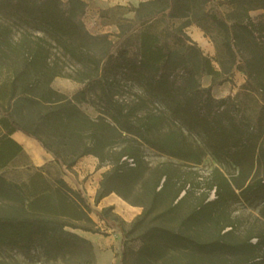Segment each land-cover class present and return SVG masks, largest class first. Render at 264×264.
<instances>
[{
    "label": "trees",
    "instance_id": "16d2710c",
    "mask_svg": "<svg viewBox=\"0 0 264 264\" xmlns=\"http://www.w3.org/2000/svg\"><path fill=\"white\" fill-rule=\"evenodd\" d=\"M213 1H142L134 8L135 21L145 24L157 15L165 14L167 18L183 20V29L207 17L214 18L213 12L209 11V4ZM217 3L232 7L228 14L231 27L228 29L225 25L228 62L226 65L225 60L217 58L219 69H216L211 65L210 58L201 56V71L212 77L208 87L198 83L194 66L178 69L170 61L173 52H164L162 45L146 35L141 39L139 59H129L120 65L129 70L139 66L147 68L150 73L147 83L155 97L160 98L187 132L198 135L209 153L238 166L239 174L244 176L243 183L236 184L238 194L230 190V198L226 195L225 180L215 184L216 200L207 201L200 211L190 212L184 227L178 229L150 224L151 212L142 204L143 210L131 223L129 230L121 229L124 239L121 263H125L127 242L132 239L142 241L141 247L134 254L135 264H172L170 252H180L187 256V260L179 264H199L193 260L201 255L234 249L243 251L242 247L246 246L216 239L211 231L208 236H204L188 227L189 223L209 218V208L216 202L225 204L238 198L248 203L262 202L259 213L264 221V177L253 176L248 180L254 163L261 160V157L264 159V147L259 142L261 130L259 127L248 126L237 116L232 97L215 98L211 94L213 84L226 80L222 78L225 73L241 69L246 76V86L258 94L264 106V0H217ZM85 6L81 0H0V167L23 151L22 146L11 137L16 131L37 140L55 157V161L66 168L87 154H93L102 161L105 148L112 143H124L120 151L107 153L110 168L103 174L100 182L102 189L109 180L125 182L132 188L144 178L148 168L140 152L141 143L168 156L198 163L201 159L200 148L194 147L182 128L165 130L159 124L160 116L147 113L139 115L138 107L115 98V80L107 76V71L110 72L109 64L126 60L124 53L116 57L112 54L94 56V69L99 70L98 76L101 75L97 83L103 95L106 113L90 118L78 105L85 99L83 90L68 97L50 86L58 73L49 62L46 48L39 43L31 46L25 44L24 40H14L9 22L17 21L26 28L42 32L71 58L85 64V56L90 53L87 44L92 39L81 21ZM143 8L146 11L143 12ZM257 9L263 12L256 21L250 17L249 11ZM39 39L44 41L42 37ZM44 42L51 45L50 42ZM220 75L222 77L217 80L215 77ZM23 109H36L38 115L44 109L47 112L39 115L31 124L33 129H30L17 119L21 117ZM40 132L44 133L47 140ZM115 136L121 140H114ZM128 159L132 160V164ZM165 166L163 164L151 169L155 184L146 195L153 205L169 186L171 177L169 168ZM45 175L43 170L38 169L28 184H25L10 182L0 174V195L3 200L24 206L29 198H37L44 193H52L55 197V208L51 212L21 210L0 214V251L11 248L28 254L35 250L52 260L79 253L86 255L85 260L79 264H94L92 244L67 229L102 232L89 216V203L80 191L71 188L61 177L51 183ZM162 178L164 180L161 183ZM159 186L160 189L156 191ZM112 191L116 190L98 192L95 203ZM181 191L187 194L185 185L176 190L175 199ZM117 193L127 199L125 195ZM112 209L103 208L100 218L104 219L105 213ZM255 237V244L249 243L247 246H262L264 230ZM244 264L259 262L249 260Z\"/></svg>",
    "mask_w": 264,
    "mask_h": 264
},
{
    "label": "rangeland",
    "instance_id": "374dc122",
    "mask_svg": "<svg viewBox=\"0 0 264 264\" xmlns=\"http://www.w3.org/2000/svg\"><path fill=\"white\" fill-rule=\"evenodd\" d=\"M62 1L66 2L67 0ZM81 1L86 4L81 15V21L88 35L92 37L87 44L90 53L85 56V64H82L78 59L71 58L42 32L26 28L17 21L9 22L14 40H24L25 44L28 43L31 46L34 43H39L46 48L49 54V62L58 73L50 82V86L68 97H72L83 90L85 99L78 105L90 118H96L106 113L103 95L100 93L97 83L101 75L98 76L99 70L94 69V56L102 57L105 54H112L116 57L120 53H124L126 60H118L112 65L109 64L110 72L107 71V76L115 80V98L126 100L131 106L138 107L139 115L147 113L160 116L159 124L165 130L182 128L194 147L200 148L201 159L198 163L181 160L141 143L140 152L145 161V166L148 168L144 178L132 188L125 182L109 180L106 182L105 188L102 189L100 182L103 179V174L110 168L107 164V153L120 151L124 143H112L105 148L102 161L93 154H87L78 158L73 166L66 168L55 161V157L36 140L43 150L40 162H37L30 152L23 150L10 162L0 167V174L10 182L25 184H28V180L37 173L38 169L45 172L46 178L51 183L55 178L61 177L71 188L80 191L87 200L90 205L89 216L92 220L94 213L97 212L100 215L102 211H97L98 203L96 204L94 201L97 193L102 190L106 192L113 189L116 191H112L110 194H116L126 203L138 206L140 213L143 210L142 204H144L151 212L152 222L150 224L168 226L174 229L184 227L190 212L200 211L204 209L207 201L216 200L215 184H220L225 180L227 182L225 189L227 197H231V189L238 194L236 184L243 183L244 180V176L239 174L238 166L229 160L214 157L206 150L198 135L184 129L181 122L170 113L160 98L155 97L147 83L150 74L147 68L139 66L134 70H129L120 65L129 59H139L141 39L143 35H146L157 44L162 45L164 52L167 50L173 52L170 61H173L178 69L194 66L196 80L201 86L208 87L212 82V77L201 71V56L210 58L211 65L216 69H219L217 58L225 60L227 65L228 56L225 50L227 31L225 25L228 29L231 27L228 14L232 7L226 4H218L217 0H214L209 4V11L213 12L214 18L207 17L198 24H192L181 29L183 20L167 18L165 14L157 15L145 24L136 22L134 8L138 7L139 3L133 5L128 0H118L116 3H111L115 0ZM142 11H146V8H143ZM262 12L261 9L251 10L249 15L257 21ZM193 28L197 29L206 39L212 47V51L204 49L192 38L190 32ZM39 37L50 42L51 45L45 44ZM186 46H191V48ZM81 58L84 59V57ZM221 77L220 75L215 78L218 80ZM222 78H226V80L220 84L216 82L211 86L212 96L215 98L232 97L235 105L234 112L237 116L241 117L248 126L260 128L259 142L264 147V106L260 103L258 94L250 91L246 86V76L241 69L227 72ZM46 110H42L39 115L46 113ZM39 115L36 109H23L21 117H17V119L25 127L33 129L31 124ZM40 134L47 140L44 133L40 132ZM114 140L119 141L121 139L115 136ZM163 164L169 168L171 179L161 198L153 205L146 195L151 192L155 184L151 169ZM253 176L264 177V159L262 157L261 160L254 163L248 180ZM163 180L164 178H162L161 183ZM183 185L188 191L187 194L185 195V191H181L178 198L175 199L176 190ZM159 189L160 186L157 187L156 191ZM225 191L223 189V192ZM117 192L125 195L127 199H124ZM207 193L208 196H206ZM1 197L0 195V214L16 213L21 210L42 213L51 212L55 208V197L52 193H44L37 198H29L24 206L15 202H8ZM179 199L181 200L178 202ZM261 206L262 202L248 203L240 198L229 200L225 204L216 202L210 206L209 218L189 223L188 227L204 236H208V232L211 231L216 239L246 247H242L243 251L234 249L219 251L208 256L201 255L193 261L199 264H244L250 260L264 264V242L262 246L257 248L247 246L249 243L255 244L257 240L255 236L264 230V221L259 213ZM138 215L127 220L113 208L105 213L102 220L106 222L107 226L118 227L123 241L121 229L128 231L131 223ZM113 218L115 220H112ZM67 229L77 232V229ZM141 245L142 241L139 239L128 241L125 263H121L120 256L117 264H135L134 254ZM170 255L172 264H179V262L187 260V256L180 252H170ZM85 258L86 255L73 253L52 260L46 259L35 250H31L28 254L11 248L0 251V262L6 264H79Z\"/></svg>",
    "mask_w": 264,
    "mask_h": 264
},
{
    "label": "crops",
    "instance_id": "0c3cea01",
    "mask_svg": "<svg viewBox=\"0 0 264 264\" xmlns=\"http://www.w3.org/2000/svg\"><path fill=\"white\" fill-rule=\"evenodd\" d=\"M117 1L118 0H115L114 2L111 3H116ZM128 1L133 5H137L139 2L147 1V0H128ZM18 132L21 131H16L13 134ZM13 134L11 135L12 139H14L18 144H20L24 151L28 152L23 146V144L17 141L13 137ZM91 162H93V160ZM109 196L110 195L105 196L103 198ZM103 198L98 202L97 211H101L103 208L106 207H113L115 211V204L103 203ZM135 207L139 208L138 206ZM139 213L140 210L136 213V215H138ZM93 221L96 223L97 226L100 227L102 231L101 233H93L79 229H77V232L75 233H77L79 236L83 237L84 239L88 240L92 244V250L94 254V264H117L122 254V237L119 228L115 226H109L108 228V226L105 224L106 222L100 219V215L97 212L94 213Z\"/></svg>",
    "mask_w": 264,
    "mask_h": 264
},
{
    "label": "bare ground",
    "instance_id": "6f19581e",
    "mask_svg": "<svg viewBox=\"0 0 264 264\" xmlns=\"http://www.w3.org/2000/svg\"><path fill=\"white\" fill-rule=\"evenodd\" d=\"M190 35L194 40H196L199 43V45L203 46L204 49L208 51L213 50L210 44L207 43L206 39L201 35V33L197 29L193 28V30L190 32ZM13 137L17 141L23 144L25 149L34 156L37 162L41 161L40 156L42 155L43 150L34 138L27 136L23 132L15 133L13 134ZM103 203H114L115 211L120 216H122L124 219L127 220L132 219L136 215V213L140 210L134 205H130L126 203L116 194H110L109 197L103 198Z\"/></svg>",
    "mask_w": 264,
    "mask_h": 264
},
{
    "label": "built area",
    "instance_id": "2783aa9c",
    "mask_svg": "<svg viewBox=\"0 0 264 264\" xmlns=\"http://www.w3.org/2000/svg\"><path fill=\"white\" fill-rule=\"evenodd\" d=\"M128 162H129L130 164H132V160H131V159H128ZM108 228H109V226H108Z\"/></svg>",
    "mask_w": 264,
    "mask_h": 264
}]
</instances>
